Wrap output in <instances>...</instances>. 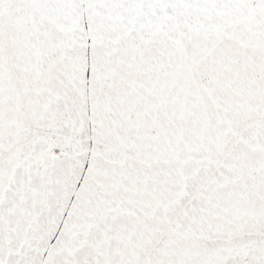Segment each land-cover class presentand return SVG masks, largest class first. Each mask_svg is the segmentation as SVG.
Returning <instances> with one entry per match:
<instances>
[{
  "label": "snow or ice",
  "instance_id": "snow-or-ice-1",
  "mask_svg": "<svg viewBox=\"0 0 264 264\" xmlns=\"http://www.w3.org/2000/svg\"><path fill=\"white\" fill-rule=\"evenodd\" d=\"M0 264H264V0H0Z\"/></svg>",
  "mask_w": 264,
  "mask_h": 264
}]
</instances>
